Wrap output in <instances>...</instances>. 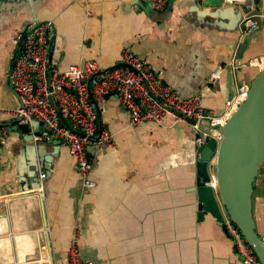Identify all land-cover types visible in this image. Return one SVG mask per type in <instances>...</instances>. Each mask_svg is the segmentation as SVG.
Instances as JSON below:
<instances>
[{
	"label": "crops",
	"instance_id": "1",
	"mask_svg": "<svg viewBox=\"0 0 264 264\" xmlns=\"http://www.w3.org/2000/svg\"><path fill=\"white\" fill-rule=\"evenodd\" d=\"M165 11L150 0H0V108L19 106L7 79L15 34L49 20L52 59L61 69L88 60L110 66L130 47L149 58L164 85L183 97L200 93L207 110L223 113L259 70L249 61L264 56V21L256 17L259 27L239 58L241 20L234 12L221 17L196 0H174ZM98 106L114 144L88 150L92 187L83 185L67 147L43 138L40 122L21 124L15 113L0 112L7 126L0 148V264H67L76 232L81 257L94 264H242L223 223L197 212L191 126L169 116L162 124L131 126L128 110L111 94ZM253 215L263 238L264 166Z\"/></svg>",
	"mask_w": 264,
	"mask_h": 264
},
{
	"label": "built area",
	"instance_id": "2",
	"mask_svg": "<svg viewBox=\"0 0 264 264\" xmlns=\"http://www.w3.org/2000/svg\"><path fill=\"white\" fill-rule=\"evenodd\" d=\"M168 1L150 0V3L153 9L162 11ZM251 2L221 0L224 6L242 9L251 7ZM257 26L256 18L245 13L240 23L241 37L252 33ZM52 28L51 21L36 20L29 25L28 31L15 34V51L7 79L19 99V106L15 110L0 108V112L15 113L21 124L32 120L40 122L45 130L43 138L55 139L67 147L85 187L95 185V181L89 177L93 156L88 149L93 147V152L114 144V134L99 122V113L92 97L98 103L107 95H115L128 110L131 126L144 122L162 124L165 116L175 122L186 123L196 132V143L200 148L210 139L220 140V126L237 109L249 88L241 86L227 102L224 112L214 114L205 108L200 93L183 97L172 87L164 85L156 76L149 58L138 56L130 47L124 48L120 59L110 66L88 60L61 69L52 59L53 46L49 37ZM250 64L262 68L264 56L253 58ZM6 135L7 126L0 125V148ZM92 136L96 139L93 140ZM35 139L41 137L35 136ZM200 157L198 151L197 162ZM214 162L212 160L209 164L214 165ZM212 186L216 188L215 178ZM223 226L242 264H261L239 228L226 216ZM261 239L264 245V237ZM67 264H94L81 257L77 232L68 248Z\"/></svg>",
	"mask_w": 264,
	"mask_h": 264
},
{
	"label": "water",
	"instance_id": "3",
	"mask_svg": "<svg viewBox=\"0 0 264 264\" xmlns=\"http://www.w3.org/2000/svg\"><path fill=\"white\" fill-rule=\"evenodd\" d=\"M196 1L204 7L211 6L221 17L234 12L241 20L243 13L251 12L264 21V0H252L251 7L243 10L236 6H224L221 0ZM173 2L169 0L165 14H169ZM28 30L25 28L22 32ZM249 43L250 34H246L239 48V58ZM91 100L99 113L97 102L93 97ZM219 130L221 138L218 142L209 140L200 148V177L196 187L192 188L197 198V212L200 216L209 212L221 224L226 216L239 228L258 260L264 264V245L253 215L255 184L259 170L264 166V66L251 80L245 98ZM92 139L96 137L92 136ZM52 142L60 144L57 140ZM213 159L215 175L211 174L209 166ZM213 178L216 188L212 186Z\"/></svg>",
	"mask_w": 264,
	"mask_h": 264
},
{
	"label": "rangeland",
	"instance_id": "4",
	"mask_svg": "<svg viewBox=\"0 0 264 264\" xmlns=\"http://www.w3.org/2000/svg\"><path fill=\"white\" fill-rule=\"evenodd\" d=\"M168 4H169V1H168ZM168 4H167V6H168ZM167 6H166V8H167ZM236 7H237V6H236ZM166 8H165V9H166ZM239 8H240V7H239ZM165 9H164V10H165ZM241 9H242V8H241ZM244 9H245V8H244ZM154 10H155V9H154ZM242 10H243V9H242ZM156 11H158V10H156ZM162 11H163V10H162ZM244 14H245V13H243V15H244ZM248 14L252 15L251 12H248ZM243 15H242V17H243ZM254 15H255V14H253V16H254ZM254 17L256 18L257 16L255 15ZM258 18H259V17H258ZM241 20H242V18H241ZM256 21H257V20H256ZM240 23H241V21H240ZM257 24H258V22H257ZM258 26H259V25H258ZM250 34H251V33H250ZM242 38H243V37H242ZM257 57H259V56H257ZM254 58H255V57H254ZM252 59H253V58H252ZM252 59H251V60H252ZM251 60H250V61H251ZM250 61H249V64H250ZM250 65H251V64H250ZM251 66H252V65H251ZM218 79H219V78H218ZM216 80H217V79H216ZM201 96H202V94H201ZM232 97H233V96H232ZM232 97H231V98H232ZM202 100H203V99H202ZM97 104H98V103H97ZM212 112H213V111H212ZM213 113H214V112H213ZM214 114H216V113H214ZM221 114H222V113H221ZM191 128H192V127H191ZM192 129H193V128H192ZM210 140H214V139H210ZM195 141H196V140H195ZM215 141H216V140H215ZM217 142H218V141H217ZM196 145H197V144H196ZM201 147H202V146H201ZM201 147H200V148H201ZM200 148H198V145H197V153H198V151H200ZM200 153H201V152H200ZM213 160H214V159H213ZM199 162H200V161H199ZM199 162H197V163L199 164ZM209 166H211V169H210L211 174L215 175V162H214V165H212V164L210 165V164H209ZM212 169H214V171H213ZM213 180H214V178L212 179V181H213ZM45 258L47 259L48 257H45Z\"/></svg>",
	"mask_w": 264,
	"mask_h": 264
}]
</instances>
